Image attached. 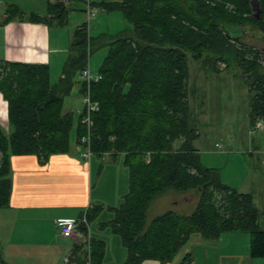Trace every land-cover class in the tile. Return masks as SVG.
Returning a JSON list of instances; mask_svg holds the SVG:
<instances>
[{"label":"trees","instance_id":"16d2710c","mask_svg":"<svg viewBox=\"0 0 264 264\" xmlns=\"http://www.w3.org/2000/svg\"><path fill=\"white\" fill-rule=\"evenodd\" d=\"M48 5L45 18L10 5L3 24L19 19L64 25L70 10L60 0ZM93 5L107 13L121 12L130 25L106 40L102 79L90 90L99 108L92 117L93 156H122L129 170L128 193L119 207L110 209L114 219L109 224L128 252L124 264H167L192 235L216 240L223 233H248L250 257L264 260V229L254 194L223 184L217 170L202 164L194 146L199 134L188 67L190 58L213 63L215 71L221 70L220 63L226 69L234 65L252 96L251 126L264 125V50L231 35L250 27L258 34L247 38L264 43V0H94ZM71 45L74 56L54 85L48 65L0 61V92L11 126L9 135L0 127V209L10 202L12 156L47 161L70 151L75 118L65 113L64 99L88 67L90 54L101 47L89 38L86 24L77 29ZM85 92L82 83V96ZM83 115L76 124L78 143L85 133ZM173 192L198 193L195 209L187 215L167 211L147 223L151 204ZM101 210H89V222ZM104 249L103 243H93L92 264L102 263ZM191 262L187 256L182 264ZM0 264H7L1 255Z\"/></svg>","mask_w":264,"mask_h":264},{"label":"rangeland","instance_id":"374dc122","mask_svg":"<svg viewBox=\"0 0 264 264\" xmlns=\"http://www.w3.org/2000/svg\"><path fill=\"white\" fill-rule=\"evenodd\" d=\"M0 1L2 4L0 11L6 10L8 4L13 3L27 13L34 12L43 18L49 15L48 0ZM73 3L67 4L66 7ZM77 6L80 9L69 12L63 26H57L55 22L51 24L56 44L52 45L51 63L47 64L50 68L51 83L54 84L58 83L70 58L74 56L71 42L79 26L86 24L89 38L99 41L101 46L90 54L88 59V67L94 77L100 75V67L109 52L104 45L106 40L121 35L130 28L121 12L107 13L95 7V15L89 17L86 5L82 1ZM255 14L258 15L260 12L255 10ZM241 32L242 34L239 30L231 31V35L241 38L240 40L249 45H259L264 50L263 42L247 38L250 34H258L257 32L250 27L242 28ZM188 64L191 104L197 116L196 125L199 134L194 146L199 152L201 162L205 167L217 170L223 184L239 192L254 194L255 206L260 211V227L264 229V125L261 128L251 126L252 96L246 78L232 64L226 69L227 65L220 63V71H215L213 63H205L204 60L196 61L190 58ZM81 82L80 76H76L73 91L64 99V107L70 113L74 112L72 147L75 141L78 143L76 124L85 107L84 97L78 92L82 87L83 82ZM79 145L82 146L80 142ZM104 159L106 163L111 161ZM96 161L101 162L94 156L91 162ZM115 168L116 171L113 172H109L107 168V173L102 175L101 181L111 180L114 182V188L105 191L104 200L94 205L103 206V209L98 217L89 222L90 238L99 237L107 246L101 264H124L128 255L121 238L114 235L111 228L100 230L99 226L102 223H109L114 218L110 209L118 207L121 197L129 190L128 171L125 168L124 171L120 167ZM95 178L97 185H95L94 197L98 192L99 184L98 175ZM122 188L124 191L119 192ZM198 200L199 195L196 192L186 194L173 192L161 195L149 207L147 223H150L154 217L171 210L187 215L195 209ZM203 239L205 238L200 234L192 235L177 253L172 261L173 264H182L187 256H190L191 264H264L263 259L252 260L250 257L248 233H223L217 241H203ZM79 240L86 245L84 240ZM92 248L91 241L90 249Z\"/></svg>","mask_w":264,"mask_h":264},{"label":"crops","instance_id":"0c3cea01","mask_svg":"<svg viewBox=\"0 0 264 264\" xmlns=\"http://www.w3.org/2000/svg\"><path fill=\"white\" fill-rule=\"evenodd\" d=\"M78 3H73L67 8L70 12L78 11L80 9ZM10 5L16 4H8ZM6 10L0 11V61L44 65L51 63L50 51L53 43L56 44L52 27L19 19L3 24ZM25 14L31 13L25 12ZM56 25L60 26L57 23ZM62 76L59 78L61 79ZM78 92L82 96L81 88ZM64 109L65 113L70 112L65 107ZM0 127L6 134H10L8 103L1 92ZM82 150L85 151L84 147L77 141L74 142L73 147L70 141L68 153L53 155L47 161H41L34 155L11 157L10 202L8 207L0 209V255L7 264H92L93 248L88 249L87 245L82 244L77 237L63 238L59 234L57 222L79 220L89 210L97 208L94 205L104 200V192L114 188V182L111 180L101 181L102 175L107 173V168L109 172L116 171L115 167H120L123 171L125 168L128 175L129 170L124 165L122 156L113 158L110 154H105L102 157L95 156L101 162H91L94 156L91 160H87L83 158ZM104 158L111 161L106 163ZM97 175L98 192L94 197ZM125 195L121 197L120 204ZM98 208L103 209V206ZM110 212L114 215L112 211ZM111 221L99 224L100 230H106L108 227L112 230L109 225ZM113 234L116 235L114 232ZM217 240L220 239H203V241ZM91 241L94 247L97 242L104 244L105 256L107 246L103 239L95 237ZM172 261L167 264H173ZM143 264L162 263L146 261Z\"/></svg>","mask_w":264,"mask_h":264},{"label":"built area","instance_id":"2783aa9c","mask_svg":"<svg viewBox=\"0 0 264 264\" xmlns=\"http://www.w3.org/2000/svg\"><path fill=\"white\" fill-rule=\"evenodd\" d=\"M65 5L71 4L73 2L79 1L83 2L86 5L87 13L89 17H92L95 15V6L93 5L94 0H60ZM1 5V1H0ZM81 81L86 84V92L84 97L85 107L83 111V118L81 121V124L85 128V133L80 138V144L82 147L85 148V151L82 152L83 158L90 160L93 156L91 145H92V125L93 115L98 111V105L94 103L91 99V84L93 82H99L102 77L101 75H98L97 77H94L92 75L91 70L89 67H87L80 76ZM263 126V123L260 121L256 124L257 128H261ZM57 227L59 229V233L63 238H73L77 237L78 239L84 240L85 244L87 245L88 249H90L91 244V238L89 233V221L87 212L83 215V217L79 220H60L57 222Z\"/></svg>","mask_w":264,"mask_h":264},{"label":"water","instance_id":"95a60500","mask_svg":"<svg viewBox=\"0 0 264 264\" xmlns=\"http://www.w3.org/2000/svg\"><path fill=\"white\" fill-rule=\"evenodd\" d=\"M252 4H253V9H254V10H257L258 12H260V10H259V8H258V4H257V2H256V1H253ZM258 15H259V14H258ZM258 15H257V16H258Z\"/></svg>","mask_w":264,"mask_h":264}]
</instances>
